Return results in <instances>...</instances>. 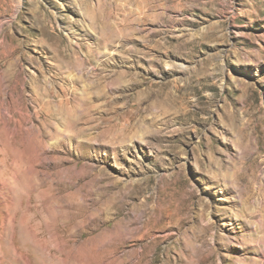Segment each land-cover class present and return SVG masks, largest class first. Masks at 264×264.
<instances>
[{
  "label": "rangeland",
  "instance_id": "374dc122",
  "mask_svg": "<svg viewBox=\"0 0 264 264\" xmlns=\"http://www.w3.org/2000/svg\"><path fill=\"white\" fill-rule=\"evenodd\" d=\"M0 264H264V0H0Z\"/></svg>",
  "mask_w": 264,
  "mask_h": 264
},
{
  "label": "bare ground",
  "instance_id": "6f19581e",
  "mask_svg": "<svg viewBox=\"0 0 264 264\" xmlns=\"http://www.w3.org/2000/svg\"><path fill=\"white\" fill-rule=\"evenodd\" d=\"M92 69H94V67H92ZM65 94H66V92H65Z\"/></svg>",
  "mask_w": 264,
  "mask_h": 264
}]
</instances>
